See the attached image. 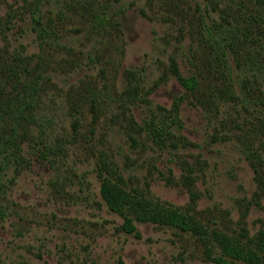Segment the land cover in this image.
<instances>
[{
  "label": "rangeland",
  "instance_id": "1",
  "mask_svg": "<svg viewBox=\"0 0 264 264\" xmlns=\"http://www.w3.org/2000/svg\"><path fill=\"white\" fill-rule=\"evenodd\" d=\"M102 154L264 248V0H0V264H214L190 232H123Z\"/></svg>",
  "mask_w": 264,
  "mask_h": 264
},
{
  "label": "trees",
  "instance_id": "2",
  "mask_svg": "<svg viewBox=\"0 0 264 264\" xmlns=\"http://www.w3.org/2000/svg\"><path fill=\"white\" fill-rule=\"evenodd\" d=\"M35 21L36 24H40L38 17L37 20L35 18ZM215 43L221 49V43L218 41ZM181 81L189 91H195L199 87L195 78L182 79ZM37 85L38 83L34 86L35 90ZM33 100L34 97L31 98V101ZM24 111L23 109L19 111L16 117L17 121L24 115ZM14 141L15 137L10 140V145ZM98 171L102 179L101 196L108 208L123 218V232L130 235L137 234L135 221L171 226L194 234L202 243L207 258L214 264H264V248L261 245L253 246L252 242L247 245L237 237L217 230H210L190 213H184L177 208L166 206L128 190L123 176L104 154L100 157ZM4 214V210L0 209V217H3ZM216 249L219 251V255H216Z\"/></svg>",
  "mask_w": 264,
  "mask_h": 264
}]
</instances>
